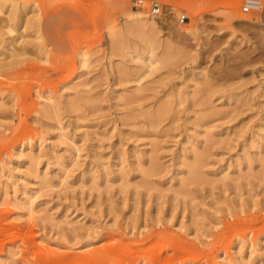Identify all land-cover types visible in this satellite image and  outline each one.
Instances as JSON below:
<instances>
[{
  "label": "rangeland",
  "instance_id": "rangeland-1",
  "mask_svg": "<svg viewBox=\"0 0 264 264\" xmlns=\"http://www.w3.org/2000/svg\"><path fill=\"white\" fill-rule=\"evenodd\" d=\"M159 1L0 0V264H264V0Z\"/></svg>",
  "mask_w": 264,
  "mask_h": 264
},
{
  "label": "built area",
  "instance_id": "built-area-1",
  "mask_svg": "<svg viewBox=\"0 0 264 264\" xmlns=\"http://www.w3.org/2000/svg\"><path fill=\"white\" fill-rule=\"evenodd\" d=\"M133 6L136 9L144 10L148 17L156 22L164 20V4L159 0H133ZM242 8L244 11H249L252 6L246 2ZM173 13L172 17L175 18L177 23H184L188 19V15L185 11H175Z\"/></svg>",
  "mask_w": 264,
  "mask_h": 264
},
{
  "label": "bare ground",
  "instance_id": "bare-ground-1",
  "mask_svg": "<svg viewBox=\"0 0 264 264\" xmlns=\"http://www.w3.org/2000/svg\"><path fill=\"white\" fill-rule=\"evenodd\" d=\"M248 3L252 6V8H259L261 7V0H249ZM138 19H140L139 21V24H143V27L144 25H148L149 27L152 26V29H154V23H153V20H146V18L143 16H140L138 17ZM7 20V19H6ZM148 21H149V24H148ZM141 22V23H140ZM142 26V25H141ZM140 26V27H141ZM8 27V26H7ZM10 28V27H8ZM151 29V28H150ZM13 30V29H12Z\"/></svg>",
  "mask_w": 264,
  "mask_h": 264
}]
</instances>
